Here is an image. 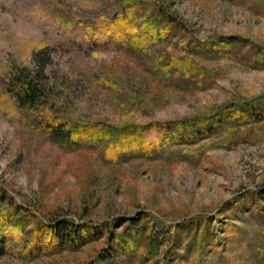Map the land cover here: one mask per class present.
Segmentation results:
<instances>
[{
	"label": "rangeland",
	"instance_id": "rangeland-1",
	"mask_svg": "<svg viewBox=\"0 0 264 264\" xmlns=\"http://www.w3.org/2000/svg\"><path fill=\"white\" fill-rule=\"evenodd\" d=\"M0 264H264V0H0Z\"/></svg>",
	"mask_w": 264,
	"mask_h": 264
},
{
	"label": "trees",
	"instance_id": "trees-1",
	"mask_svg": "<svg viewBox=\"0 0 264 264\" xmlns=\"http://www.w3.org/2000/svg\"><path fill=\"white\" fill-rule=\"evenodd\" d=\"M132 15L133 13L131 12L126 16L125 19L121 20L125 22L124 24H130V26L134 28L136 27L138 29V32H136V34H138L136 36L137 40L141 39V32L144 31L145 33V30L143 28L145 25H148V31L145 34H149L152 32V30H156V28H158V20L152 21L153 19H149L148 21H143L140 25H138L137 20L135 18L133 19ZM113 24L117 26L118 24L121 25V21L117 19ZM124 38L127 39L130 37L126 36ZM146 41H150V39ZM7 92L19 108L27 111L32 110L34 107L40 105L45 100L44 88L36 83L29 69H20L17 72L15 78H13L9 83ZM213 122H207L205 124L213 125ZM44 124L45 125L43 126V128L46 131H49L50 134L54 136L53 138H58V140H63L66 137H69V139L75 141L77 136L83 137L82 139L84 140V137H86V135L89 136V131L82 133V131L80 130H75V128H73L74 126L70 129H66V126L63 123H55L52 119H49ZM166 140L172 141L174 139L169 137V139L167 138Z\"/></svg>",
	"mask_w": 264,
	"mask_h": 264
}]
</instances>
